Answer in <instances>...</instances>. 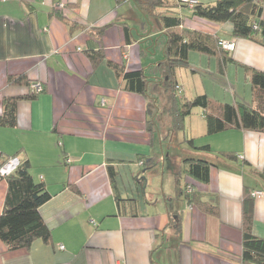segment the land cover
<instances>
[{
    "label": "crops",
    "instance_id": "0c3cea01",
    "mask_svg": "<svg viewBox=\"0 0 264 264\" xmlns=\"http://www.w3.org/2000/svg\"><path fill=\"white\" fill-rule=\"evenodd\" d=\"M175 10L185 28L236 40L231 55L237 62L221 75L218 56L191 51L190 67L176 71L178 90L185 93L182 77H190L194 92L217 104L257 107L245 67L264 71V45L234 36L231 22L195 16L187 6ZM165 44L161 20L149 18L135 0H0V114L5 97L30 92L28 84H9L11 75L45 87L34 99H19L15 127L0 126V169L28 159L33 178L52 194L40 207L51 240L12 250L0 238V264H243L246 195L253 198V232L264 238V195L252 196L264 191V132L231 128L209 135L204 123L194 145H210L212 152L181 147L165 88ZM100 47L106 60L145 71L151 79L146 96L126 91L106 60L93 66L87 51ZM189 156L212 161L209 182L186 174L182 163ZM142 162L155 166L146 170ZM160 165L164 181L174 180L169 194L147 178ZM176 173L203 200L217 196L219 215L178 198ZM7 193L0 173V215ZM117 193L126 199L120 206ZM177 214L179 233L171 224Z\"/></svg>",
    "mask_w": 264,
    "mask_h": 264
},
{
    "label": "trees",
    "instance_id": "16d2710c",
    "mask_svg": "<svg viewBox=\"0 0 264 264\" xmlns=\"http://www.w3.org/2000/svg\"><path fill=\"white\" fill-rule=\"evenodd\" d=\"M142 12L147 16L158 17L166 34L165 44V88L172 99V111L175 130L184 128L185 119L190 116L195 108H202L207 123L209 135L221 131L236 128L264 132V71L249 67L245 69L251 73V83L254 89L257 107L244 103L217 104L207 94H199L191 99L178 98L179 84L176 79V71L179 68H189V54L197 51L202 54L219 57V74L225 73L228 63H237L231 53L224 49L217 36L206 34L198 30L184 27V18L175 10L177 7H190L193 15L214 21L217 23L231 22L233 24V35L247 38L264 45V0H216L210 4L192 2V0H135ZM121 2V0H117ZM161 8L166 13H161ZM157 12V13H156ZM64 18L62 14H59ZM128 36V28H126ZM103 33V29L97 32V38ZM128 41H130L128 36ZM87 54L94 67L99 66L106 60L102 47L89 49ZM107 65L115 73L122 77L124 89L147 95L151 79L143 69L127 70L125 65L106 60ZM30 81L26 75H11L9 84H28L30 92L26 96L5 97L3 101V112L0 114V126L15 127L17 125V103L21 98L34 99L40 94L31 91ZM43 84V83H42ZM44 86V84H43ZM45 91V87L43 92ZM42 92V93H43ZM181 92V89L180 91ZM214 102V103H213ZM150 123V121H149ZM189 144L197 150L212 152L210 145L197 147L193 139ZM229 159L236 158L231 153L225 154ZM147 165L146 170L153 169L155 164L142 162ZM183 169L192 178L207 183L210 180L212 161L200 157H184ZM111 180L115 186L117 172L110 167ZM8 193L5 207L0 215V238L12 250L29 248L36 239L51 240V230L40 214V207L52 198L44 182H37L31 174V163L28 159L20 160L14 172L7 176ZM177 195L185 199L189 204H195L206 213L218 216L219 204L217 196H210L203 200V196L193 191L191 185L181 186L179 175L176 173ZM117 204L126 201L121 195H116ZM182 199V200H183ZM253 198L246 195L243 206V264H264V238L258 237L253 232L254 207ZM174 229L181 231V215L171 220Z\"/></svg>",
    "mask_w": 264,
    "mask_h": 264
},
{
    "label": "rangeland",
    "instance_id": "374dc122",
    "mask_svg": "<svg viewBox=\"0 0 264 264\" xmlns=\"http://www.w3.org/2000/svg\"><path fill=\"white\" fill-rule=\"evenodd\" d=\"M182 79L185 81V83H183L185 93H183V92L181 93L178 91V98L180 99L179 101H181V99L184 100L183 98L191 99V98L197 96V93L194 92L196 89V84L192 80V78L184 76V77H182ZM180 80H181V77H180ZM180 83H181V81H180ZM160 89H162V87ZM192 92H194V93H192ZM150 94H151V91H150ZM211 100L214 101L212 98H211ZM201 109L202 108H199V107L195 108L193 110L192 114L186 119L185 128L180 130L179 134L181 137V147L190 145L189 141L193 138H196V141L201 140V136H202L201 125H202V130H203V124L206 123V120L204 118L203 109L202 110ZM177 151H178V148H177ZM155 152L160 155L159 158H162V156H161L162 153L160 152L158 146L155 148ZM167 152H168V150H167V146H166L165 147V154ZM173 152H174V149H173ZM179 152L180 153L182 152V148H181V151H179ZM159 167L160 168H159L158 174L151 172L147 175L148 176L147 178L149 180V184L152 187H154L155 189H160L161 192H162V186H163V190L169 194L170 192L174 191V180L170 179L169 177L167 178V176H166V179L164 181L163 174H162V166L160 165ZM165 168H166L165 174H167L168 166H166ZM161 194H163V193H161Z\"/></svg>",
    "mask_w": 264,
    "mask_h": 264
},
{
    "label": "built area",
    "instance_id": "2783aa9c",
    "mask_svg": "<svg viewBox=\"0 0 264 264\" xmlns=\"http://www.w3.org/2000/svg\"><path fill=\"white\" fill-rule=\"evenodd\" d=\"M192 2H196L195 0H192ZM221 45L224 49L228 50V51H234L236 48V40H223L221 41ZM44 90V86L42 84V82H34L31 85V91L35 94H40L42 93ZM104 102V100H103ZM20 160L15 158L12 159L10 163H8L7 165H5L4 167H2L0 169V173L2 176H8L9 174H11L19 165ZM264 195V191L258 190L252 193L253 197H259V196H263ZM61 248H63V246H61Z\"/></svg>",
    "mask_w": 264,
    "mask_h": 264
}]
</instances>
